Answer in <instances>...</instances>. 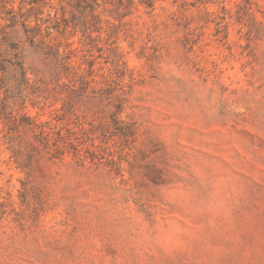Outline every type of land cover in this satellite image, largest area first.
<instances>
[{
    "label": "rangeland",
    "instance_id": "obj_1",
    "mask_svg": "<svg viewBox=\"0 0 264 264\" xmlns=\"http://www.w3.org/2000/svg\"><path fill=\"white\" fill-rule=\"evenodd\" d=\"M12 45L0 264H264V0H0Z\"/></svg>",
    "mask_w": 264,
    "mask_h": 264
},
{
    "label": "trees",
    "instance_id": "obj_2",
    "mask_svg": "<svg viewBox=\"0 0 264 264\" xmlns=\"http://www.w3.org/2000/svg\"><path fill=\"white\" fill-rule=\"evenodd\" d=\"M7 54V56H3L0 53V90L4 92L3 107L6 106L7 98L15 88L18 91V95H21L29 86V80L26 76V70L24 68V63L20 51L17 50L16 46L12 45ZM23 100L24 98L21 95L20 103H23ZM22 107L23 106H20L17 109L16 116H20V118L25 117L26 120L31 121V124H35V126L39 129V132L42 136L41 138H43L45 141V147L52 148V153H54V155L56 156L62 155L65 149L63 145L65 141L63 140L64 138H62V136L60 135L58 129H56V125H52L51 127L49 126V130L44 129V125L40 123H34L33 119L28 118L24 113L22 114L20 111H18ZM11 116L15 121L16 117L14 115ZM53 133H56L58 136L53 137Z\"/></svg>",
    "mask_w": 264,
    "mask_h": 264
}]
</instances>
